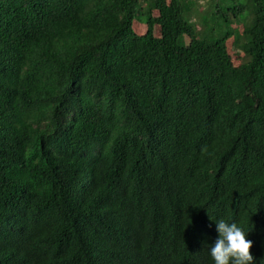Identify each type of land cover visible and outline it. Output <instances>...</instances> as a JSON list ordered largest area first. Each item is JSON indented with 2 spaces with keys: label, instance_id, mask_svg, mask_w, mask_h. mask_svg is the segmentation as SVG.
<instances>
[{
  "label": "trees",
  "instance_id": "obj_1",
  "mask_svg": "<svg viewBox=\"0 0 264 264\" xmlns=\"http://www.w3.org/2000/svg\"><path fill=\"white\" fill-rule=\"evenodd\" d=\"M195 1L0 0V264H264V0Z\"/></svg>",
  "mask_w": 264,
  "mask_h": 264
},
{
  "label": "clouds",
  "instance_id": "obj_2",
  "mask_svg": "<svg viewBox=\"0 0 264 264\" xmlns=\"http://www.w3.org/2000/svg\"><path fill=\"white\" fill-rule=\"evenodd\" d=\"M215 223L218 236L208 249L213 264H256L250 252L253 241L246 238L250 229L225 219Z\"/></svg>",
  "mask_w": 264,
  "mask_h": 264
},
{
  "label": "rangeland",
  "instance_id": "obj_3",
  "mask_svg": "<svg viewBox=\"0 0 264 264\" xmlns=\"http://www.w3.org/2000/svg\"><path fill=\"white\" fill-rule=\"evenodd\" d=\"M240 1L243 2L245 0H240ZM209 2H210V0H196L195 5L192 9V13L190 14V19H192L193 21H195L197 23V25H196V27H197L196 34L197 35H199L203 30V27H201V24H200V22H201L199 19L200 15L203 13H209L213 9L212 5L209 6L210 5ZM213 3H215V1H213ZM152 15L157 16L158 15L157 11L153 10ZM238 19H240V18L238 17ZM244 25H245V22H243V20H242V22L239 20H233L232 23L230 24V27L231 28L233 27L234 30L237 31V33L238 32L241 33L243 31ZM233 28H232V30H233ZM133 29L135 30V32L143 34L146 31V24L142 20H136L133 23ZM153 32L155 35L160 34V28L158 25H154ZM227 44H228V48H229V50H228L229 54H230L231 59L235 65H238L239 63L244 62L246 60V56L244 55L243 51H241L235 45L234 37H231L230 39H228Z\"/></svg>",
  "mask_w": 264,
  "mask_h": 264
}]
</instances>
